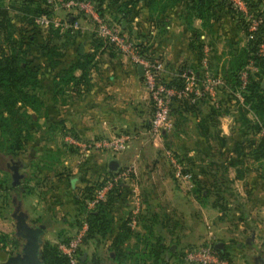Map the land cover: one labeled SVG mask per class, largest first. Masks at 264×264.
<instances>
[{
	"label": "crops",
	"instance_id": "crops-1",
	"mask_svg": "<svg viewBox=\"0 0 264 264\" xmlns=\"http://www.w3.org/2000/svg\"><path fill=\"white\" fill-rule=\"evenodd\" d=\"M193 2L194 0H182L178 6L158 14L149 9L146 1L141 0L130 21L120 17L125 31L133 32L135 38L153 45L154 52L159 54L166 64L167 81L174 79L182 67L198 66L201 51L204 58L205 47L210 49L211 67L221 73L232 66L237 52L247 45L246 33L239 23V18L229 13L226 7L216 8L217 16L206 23L197 12L191 10ZM79 35L77 39H80V42L76 48L66 52L64 65L43 76L45 107L39 115L29 110L30 114L38 117L40 131L23 156L14 158L23 160L26 165L22 171L25 175L24 183L17 187L19 193H23V196L26 187L36 188L34 191L39 187L43 188L39 185V177L43 175L46 190L41 189L40 192L45 193L49 201H52L48 208L44 207L41 211H26L29 222L31 223L30 218H34L32 214L38 216L37 220L44 219L48 216L45 210L52 217L67 211L69 217L61 222V225L66 226V235H62L60 243L72 239L79 230L81 215L84 217L78 203L81 192L109 174V162L117 160L121 167L134 165L137 170L133 180L124 185L120 197H117L111 209L114 211L118 208L122 219L124 216L126 221L130 214L127 213L129 208L125 207L130 206V203L125 206L124 197L137 193L143 203L138 233L148 232L156 217L164 225V221L167 222L177 215L182 221L187 220L188 224L193 219L191 226L199 227L202 226L203 220L207 221L208 216L211 221L209 224L215 229L218 226V237L226 228L228 236L232 239L247 237L251 249H261L263 252L264 245L261 248L257 243L264 244V156L259 159L254 156L261 138L242 126L236 111L229 110V114L219 117L217 128L220 136L225 138V144L220 141L218 145L215 141L207 144L198 129L201 115L183 114V111L173 113V126L163 133L162 138L167 140L170 130L178 140L189 138L186 146L182 145L183 141L179 144L180 154L187 158L190 166L199 169L209 167L213 176L218 177V193L222 197L221 200L218 197V207L213 205V201L201 203L191 190H187L175 179L168 160L164 158V140H146L154 109L144 89L139 66L109 48L98 50L93 44L91 32L80 31ZM80 47H84L81 55L97 53L89 75L83 79L86 86L65 89L61 84L56 88L57 83L62 81L61 78L56 81V74L78 61L77 51H80ZM41 64L45 65L43 61ZM73 75L78 83L82 81L81 69L75 70ZM255 79L260 80L263 85L264 77L255 76ZM204 107L206 112L208 106ZM246 118L252 124L261 122L254 111L246 113ZM121 135H131L133 141L128 151L117 156L91 152L84 158L79 149L68 141L69 138H74L89 142ZM250 141H254V144H250ZM237 144L244 146L241 153ZM208 145L214 148L210 154L206 153ZM11 160L2 165L6 168L0 166V176H4L2 171L6 170L10 181ZM161 164L167 168L161 167ZM44 171H47L45 175ZM199 177L206 179L201 174ZM33 193L32 190L27 197L22 198L24 205L32 202L29 197L34 196ZM33 201L43 205L45 200L42 197ZM36 203L33 205L36 206ZM130 210L132 211V204ZM159 224L160 222L156 223ZM14 226L12 222L11 227ZM6 229V233H9L12 228L7 224ZM161 236L167 244L170 236ZM212 239L214 236L210 237L206 244H212L216 249L217 243ZM196 240H199V237L190 239L194 243ZM219 243L225 244L227 249L226 243Z\"/></svg>",
	"mask_w": 264,
	"mask_h": 264
},
{
	"label": "trees",
	"instance_id": "trees-1",
	"mask_svg": "<svg viewBox=\"0 0 264 264\" xmlns=\"http://www.w3.org/2000/svg\"><path fill=\"white\" fill-rule=\"evenodd\" d=\"M6 0H0V33L1 38L5 41L8 48V53L3 54L0 58V166L9 163L10 159L21 158L26 152L30 143L35 140L36 135L40 131V125L38 123V117L29 113V110L34 111L36 114L45 107L43 97V86L42 78L45 74H49L57 68L64 65V58L66 52L76 48L80 39H77L80 35V31L64 30L63 28L51 27V33L46 39H42L38 28H36V19L43 15L51 16L53 13L50 11L46 0H16L10 7L5 4ZM97 4V9L101 17L106 16L107 8H113L112 16L115 20L130 21L136 12V8L141 0H92ZM146 5L152 12L163 14L170 8L178 6L182 0H144ZM250 11L253 13L260 14L264 18V11L262 6L264 0H246ZM193 11L197 12L200 18L206 23L210 22L216 15V8L223 6L229 10V13L236 15L239 19V23L243 28V31L248 37V27L242 19V14L236 11L229 0H194L192 3ZM264 7V6H263ZM17 13L21 16L22 21L27 26H36L34 33L31 36L23 37L18 39L14 33V22L11 17V12ZM119 17V19H117ZM79 19H84L81 15ZM116 22V21H115ZM79 35V36H78ZM93 37L92 41L94 46L99 50L101 48H109L114 50L113 47L107 46L104 41L97 38L95 34H91ZM40 42V43H39ZM42 42L44 43L42 45ZM264 44V23L260 28L259 33L255 40L247 42L245 48L237 52V55L232 62V66L224 70L221 74L226 81L229 90L237 91L241 86L240 73L253 61L258 69L256 75H250L249 83L247 86L246 93H244L245 103L251 106L252 111L259 117L260 121H256L255 124L249 122L246 118L248 110L243 108L236 97L230 93V91L222 90L220 102L218 105L212 104V102L204 98L191 103L190 100L182 99L175 100L173 103L174 112L191 113L195 116L201 115V120L198 123V129L201 137L206 140L207 144L215 141L218 145V141L221 144H225V138L221 137L217 131L219 124V117L236 111L239 114V121L243 127H247L248 131H252L253 135L260 134L262 128H264V89L262 82L255 79L256 77H264V58L258 56L259 47ZM152 47H146L143 43L139 45L140 52L142 54L149 53L152 51ZM97 50V51H98ZM202 50V49H201ZM37 51L39 57L43 60L45 65L36 62L35 52ZM154 51V50H153ZM115 52V51H114ZM78 61L68 69L61 71L56 74V81L61 78L62 81L57 83L56 88L59 85H63L66 88L86 86V82L83 79L89 75V71L92 68L93 62L96 59L97 53L81 55L80 51H77ZM41 59H38L39 61ZM202 51L200 54V61L196 67H182L180 72L185 69H195L199 71L202 66ZM81 69L83 72L82 81L78 83L74 77V71ZM48 71V72H47ZM169 87L182 89L184 81L178 78H174L168 83ZM58 90V89H57ZM62 88L61 91H63ZM61 92L60 90H58ZM208 106L206 112L205 107ZM182 114V115H183ZM260 137V136H259ZM261 142L258 144V150L254 152V156L259 159L264 156V139H260ZM250 144H254V141H250ZM239 153L243 149L242 144H237ZM214 148L208 145L206 153L210 154ZM218 151V148H217ZM177 153V152H176ZM178 158L187 167V172L192 174L194 188L191 190L195 197L204 204L213 201V205L218 207V202L221 200V195L218 193V177L213 176L211 168L209 167H198L190 166L187 158L178 153ZM214 165V162L212 163ZM198 170V171H197ZM1 171V170H0ZM211 171V172H210ZM4 176H0V218H7L8 212L15 206L16 200L20 201L22 196L18 188H14L11 185L9 173L6 170L2 171ZM204 175L206 179L202 180L199 176ZM206 180V181H205ZM97 183V182H96ZM101 185H97L100 187ZM125 186L117 187L108 197L107 201L101 203L95 213L88 215L83 219L79 226L81 229L85 223H88L89 231L84 240V246H86L93 236H106L107 234H114V246L117 247L118 261L125 263V261H133L134 264H146L151 262L152 264H169V261H165V257L168 256V260L172 258L177 260L179 264L185 263V252L178 254L172 252L167 245L163 237L158 234L155 230L154 225L159 223L158 217L154 219L155 223L152 227L148 228L147 235L138 233V230H133L130 221L126 220L121 222L119 227L112 230L114 221L112 215V206L116 201L117 197H120L121 190ZM29 187H26V189ZM96 188L87 186L81 193L83 197L78 198V203L81 207V211L86 212V199L93 196ZM34 189L27 191L28 193ZM32 193V192H31ZM218 197L219 200H218ZM131 240H137L141 243H146L145 248L140 250L138 246L134 249H127L126 243ZM71 239L64 240L63 244H68ZM0 243L8 245V236L0 234ZM14 249L10 252L6 249V245H3L4 250L0 248V264L4 262L10 256L16 255L21 250L22 243L19 240H15L11 243ZM211 245L214 249L215 247ZM83 246V247H84ZM192 246L189 249L195 248ZM218 255L233 264L231 255L227 249L223 251H217ZM80 264H86L88 261H82L83 253L82 249L79 251ZM41 259L44 264H70V260L60 250V243L53 245L50 242H44L42 245Z\"/></svg>",
	"mask_w": 264,
	"mask_h": 264
},
{
	"label": "built area",
	"instance_id": "built-area-1",
	"mask_svg": "<svg viewBox=\"0 0 264 264\" xmlns=\"http://www.w3.org/2000/svg\"><path fill=\"white\" fill-rule=\"evenodd\" d=\"M233 8L242 14L249 35L247 42L255 40L264 23V18L257 13L250 11L246 0H229ZM46 3L53 13L51 16L43 15L36 19V24L42 28L61 27L64 30L81 31L79 27V15L93 22V33L97 38L104 41L107 46L113 47V51L129 58L135 65L144 68L142 77L144 89L148 94L149 101L153 106V118L149 129V135L155 140L161 139L163 133L173 126L172 108L175 100L187 99L191 103H196L204 98L209 99L212 104L218 105L222 90H229V87L221 74H217L210 64V49L205 47V55L199 71L195 69H185L176 74L175 78L184 81L182 89L169 87L166 80L168 70L164 60L156 52L150 51L142 54L139 49L140 44L152 47L149 42L133 37L125 31L122 22L108 21L101 17L97 4L92 0H46ZM65 12L67 19L65 22L58 21L55 13ZM262 10L261 12H263ZM258 56L264 58V44L259 47ZM258 71L255 62H251L241 73V86L237 91H230L240 105L251 112V106L245 103L244 93H246L250 75ZM171 81V80H170ZM260 138L264 139V128H262ZM70 145L79 149L82 157L86 158L91 152L117 156L125 153L131 148L133 137L131 135H121L111 139L92 140L89 142L78 141L69 138ZM166 157L173 169L175 179L180 182L187 190L194 188L193 176L187 172V167L178 158V153L166 151ZM136 167L128 165L121 167L118 173L104 175L100 181L89 186L96 188L92 197L86 199V214L95 213L101 203L107 201L110 194L119 186H124L133 180L136 175ZM101 185L97 187V185ZM80 197L83 195L80 194ZM142 200L135 193L133 195V210L128 216V221L133 230H138L140 217L142 214ZM89 231L88 223H85L77 234L68 244H60V250L69 258L70 264H80L79 251L83 248L85 237ZM186 264H230L229 261L222 259L216 249L211 245H201L185 251Z\"/></svg>",
	"mask_w": 264,
	"mask_h": 264
},
{
	"label": "rangeland",
	"instance_id": "rangeland-1",
	"mask_svg": "<svg viewBox=\"0 0 264 264\" xmlns=\"http://www.w3.org/2000/svg\"><path fill=\"white\" fill-rule=\"evenodd\" d=\"M16 0H6L5 4L7 7H10L13 2H15ZM264 6V4H263ZM262 6L261 9L264 10V7ZM113 13V8H107L106 11V16L104 17L106 20L108 21H116L118 22L119 20H115L114 17L112 16ZM55 16L57 18L58 21L61 22H65L67 19V16L65 14V12L63 11H58L55 13ZM11 17L13 19L14 22V33L16 38H18L19 40L22 39L23 37L26 36H31L34 33V28H38L39 32H40V36L42 37V39H46V37H48L50 35V31L51 29H45L42 28L38 25L34 26H27L24 21H22L21 16H19L17 13L15 12H11ZM79 27L86 33H90L93 34V22L91 20H87V19H80L79 21ZM133 37H135L136 35L131 32L130 33ZM1 35V33H0ZM91 37V36H90ZM93 38V37H91ZM40 43V42H39ZM44 43L42 42V45ZM8 53V48L6 46L5 41L1 38L0 36V58L3 54H7ZM35 57L37 58V63L40 62L39 64H41V61H43L37 51L35 52ZM38 59H41L40 61ZM171 131V130H170ZM169 131V135L170 137L165 140L163 139V135L161 137V139H159L158 141L161 142V140L163 141V145H164V158L167 159L166 157V151H173V152H177L180 153V145L182 144L181 142L183 141L184 146H186V143L190 140L189 138L185 137L182 138L181 140H178L177 137L174 136V134L172 132ZM153 139L150 135L146 137V140H150ZM154 140V139H153ZM159 142V143H160ZM30 149V147H29ZM28 149V150H29ZM32 149V147H31ZM161 156V155H160ZM163 157V154L162 156ZM163 168H167L165 165L163 166V164L160 165ZM2 168H6L5 165L2 166ZM172 168V167H171ZM173 171V169H172ZM47 171H44V175L46 174ZM174 173V172H173ZM43 174V173H42ZM31 173H30V177H31ZM40 182L39 185H41L43 188L39 187L37 190H33V195L34 196H30V201L36 203L35 201H33L35 198L41 199L42 197L44 198V203L43 205L40 203H36L34 206L32 204V202L27 203V207L26 205H24L22 198H25V196L27 197L28 195V190L29 188L31 189V187L27 188L24 195L21 196L20 198V203L22 204V210L24 211H28L31 210L30 212H32V210L34 211V209L37 210H42V208L46 207L48 208L49 205H51L52 201H49L48 196L45 195V193L42 194L41 189L42 190H46L44 185L46 183V181L43 180V175L41 176V178L39 177ZM132 181V180H131ZM130 182V181H129ZM128 182V183H129ZM36 189V188H34ZM50 192V190H49ZM42 194V196L40 195ZM127 194L123 201H124V205L126 206L127 203H130V206L132 204V210H133V195H129ZM27 198V199H29ZM42 202V201H41ZM130 206L127 205L125 208H129V214L130 213ZM15 208H12L9 210L8 212V217L5 218L4 220H0V234L1 235H7L8 236V242H10L8 245L0 243V248L2 250H4L5 248H3V245H6V249L9 250L10 252L12 251V249H14V246L11 244L13 243L15 240L17 241H21L22 245H23V241L21 239H19L16 235V227L14 226L11 227L12 222L15 225V221L12 218V213L14 211ZM128 211V210H127ZM29 212V211H28ZM44 212L48 213V216H46L44 219H40L37 220V215H34V218H30L31 219V224L38 226L40 224H45L48 227V231L47 233H45L44 235V242H50L53 245H57L60 243V239L62 238V235H66V229H65V225H61V222L64 221V219H67L69 217V214L67 211H63L58 213L55 216H50L49 212L47 210H45ZM43 212V214H44ZM132 212V211H131ZM190 212V211H189ZM124 213V212H123ZM191 213V212H190ZM42 215V214H40ZM46 215V213H45ZM112 219L114 221L112 230L114 231L115 229H117L119 226V222H124V216L122 219V213L120 211H118L117 209H114V211L112 210ZM85 217H83L81 215V220L82 221ZM33 219V220H32ZM128 220V217H127ZM190 220V219H189ZM51 222L53 224H51ZM210 219L207 216V221L205 222L203 220L202 226L200 225L198 226H191L193 224V219L190 220V223L188 224L187 220L186 221H182V219H180L177 215L174 216L173 219H169V221H164V225L161 223L160 220V224L159 225H154L153 227H155V230L160 234H164L165 236H170L168 237V243L166 244L167 247L172 251V252H177L178 254L184 253L185 251H187L190 247L196 246V245H204L208 242V239L212 236H214V239H212L213 241H215L217 244L219 242H224L226 243L227 246V251L228 253L231 255V258L233 260V264H256V260L259 256H262V258L264 259V251L261 252L262 250H256V249H251L249 243H248V238L247 237H241V238H234L232 239V237H229L227 234V229L225 228L223 230V233H221V235L218 237V226L215 227L212 226L211 224H209ZM178 223V224H176ZM9 225V228L11 229V232L6 233L7 229H6V225ZM180 224V225H179ZM120 225V224H119ZM179 226V227H178ZM212 227V228H211ZM80 228V226H79ZM233 229H236V227H233ZM230 230V229H229ZM137 231V230H136ZM177 232V233H176ZM178 232H180L178 234ZM141 234H143V232H140ZM170 233V234H169ZM175 233V234H174ZM147 235V232L143 234V236ZM179 235V236H177ZM177 236V238H176ZM199 237V240H196L195 243L192 241H190V239H196ZM229 239V240H228ZM114 240H115V235L114 234H107L106 236H98L95 235L93 236V238L89 241V243L84 246L82 248V253H83V257L84 255H87V258L85 260L88 261L86 264H122L118 261L117 257H118V251H117V247L114 246ZM11 244V245H10ZM62 244V243H60ZM145 244L146 243H141L138 242L137 240H131L129 242L126 243V248L127 249H134L136 246H138V248L140 250L145 248ZM261 248H263V243H257ZM22 247V246H21ZM165 261H169V264H179L177 262V260H173L172 258H170L168 260V256L165 257ZM85 264V263H84ZM123 264H134L133 261L130 260H126L125 263ZM138 264V263H137ZM141 264V263H140ZM146 264H152L151 262H148Z\"/></svg>",
	"mask_w": 264,
	"mask_h": 264
},
{
	"label": "water",
	"instance_id": "water-1",
	"mask_svg": "<svg viewBox=\"0 0 264 264\" xmlns=\"http://www.w3.org/2000/svg\"><path fill=\"white\" fill-rule=\"evenodd\" d=\"M84 47H80V52L83 53ZM141 77L144 75V68L138 67ZM264 89V82L262 85ZM26 165L21 159H12L9 169L11 171V185L14 188L21 186L24 183L25 175L22 173ZM109 172L118 173L121 169V165L117 160H111L108 165ZM15 198L14 211L12 218L15 221L16 235L23 241L21 250L16 255L10 256L5 264H44L41 259V251L44 240V235L47 232V226L40 224L35 226L29 222L26 211L22 210V204ZM216 249L223 251L225 244L219 243L216 245ZM87 255H84L82 261L85 262ZM258 259L264 264V259L259 256Z\"/></svg>",
	"mask_w": 264,
	"mask_h": 264
},
{
	"label": "flooded vegetation",
	"instance_id": "flooded-vegetation-1",
	"mask_svg": "<svg viewBox=\"0 0 264 264\" xmlns=\"http://www.w3.org/2000/svg\"><path fill=\"white\" fill-rule=\"evenodd\" d=\"M256 261H257L256 264H262V262L258 258Z\"/></svg>",
	"mask_w": 264,
	"mask_h": 264
}]
</instances>
